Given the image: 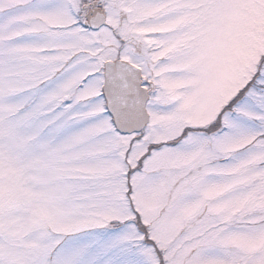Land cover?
<instances>
[{"label":"snow or ice","instance_id":"obj_1","mask_svg":"<svg viewBox=\"0 0 264 264\" xmlns=\"http://www.w3.org/2000/svg\"><path fill=\"white\" fill-rule=\"evenodd\" d=\"M0 264H264V0H0Z\"/></svg>","mask_w":264,"mask_h":264}]
</instances>
